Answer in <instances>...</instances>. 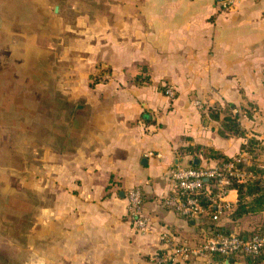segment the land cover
I'll use <instances>...</instances> for the list:
<instances>
[{"label":"crops","instance_id":"crops-1","mask_svg":"<svg viewBox=\"0 0 264 264\" xmlns=\"http://www.w3.org/2000/svg\"><path fill=\"white\" fill-rule=\"evenodd\" d=\"M51 2L52 89L70 109L51 112L66 124L45 126L50 137L36 139L33 189L25 191L33 205L18 214L28 222L10 264H151L174 246H199L203 220L162 205L174 189L168 173L193 160L214 167L184 150L233 159L250 138L264 140V0ZM228 106L244 138L202 124L203 112ZM132 188L141 191L144 233L129 220ZM236 199L234 191L226 197L231 206Z\"/></svg>","mask_w":264,"mask_h":264},{"label":"rangeland","instance_id":"rangeland-1","mask_svg":"<svg viewBox=\"0 0 264 264\" xmlns=\"http://www.w3.org/2000/svg\"><path fill=\"white\" fill-rule=\"evenodd\" d=\"M51 3L0 0V264L19 261L18 241L28 219L18 214L33 205V200L25 199V191L33 189L36 139L50 137L49 131L41 135L45 126L66 124L60 117L52 120L51 112L61 114L70 109L52 89L57 72L51 70L55 62L51 51V27L55 25ZM59 6V13H64L62 1ZM258 141L262 148L264 140ZM257 154L263 168L264 150ZM29 176L32 182L25 178ZM261 228L264 213L245 218L237 232Z\"/></svg>","mask_w":264,"mask_h":264},{"label":"built area","instance_id":"built-area-1","mask_svg":"<svg viewBox=\"0 0 264 264\" xmlns=\"http://www.w3.org/2000/svg\"><path fill=\"white\" fill-rule=\"evenodd\" d=\"M229 7V2L222 6L223 9ZM166 95L171 96L169 91L166 92ZM244 161L245 155L240 154L219 169L215 167L199 169L174 167L168 173L174 189L162 200V205L183 219L198 220L205 212L199 205V197L209 195L208 190L213 189L215 193L209 199V206L213 207L211 220L213 227L217 228L223 214L232 207L226 201V197L231 191L227 188L230 184L229 179H235L238 183H242L245 179V175L235 169L234 165ZM204 182H210L211 185L204 186ZM126 199L132 227L137 232H146L149 222L143 216L140 189L128 190ZM166 240L165 235L160 236L161 242H166ZM262 246L263 240L256 236L241 238L232 234L227 237L211 230L205 241L199 246L186 244L174 246L167 252L154 256L151 264H192L196 260H200V264H213L211 261L213 255L228 257L230 254L240 253L243 256H256L260 253Z\"/></svg>","mask_w":264,"mask_h":264},{"label":"trees","instance_id":"trees-1","mask_svg":"<svg viewBox=\"0 0 264 264\" xmlns=\"http://www.w3.org/2000/svg\"><path fill=\"white\" fill-rule=\"evenodd\" d=\"M97 80L92 81V86L97 84ZM227 111H220L219 108L208 109L206 113H202V124L206 125L209 122H215L220 124V130L218 135L224 139L227 138H244L245 131L240 124V117L231 110H234L232 106H228ZM222 117V118H221ZM247 118H250L248 114ZM261 142L255 138H250L240 148V154L245 155V161L239 164H235L234 168L239 170L245 175V179L242 183H238L235 179H229V190L236 193V203L230 210L226 211L221 221H227L231 226L242 223L245 218L260 215L264 213V166L261 168V163L257 162L259 154L257 152L263 151L264 146ZM185 153H191L200 156L203 159L215 162V168H221L223 165L231 162V159L226 158L220 153L211 149L202 147H193L190 150H184ZM239 154V156H240ZM238 157V156H237ZM248 157V161L246 160ZM190 168L199 169L202 168L199 165H190ZM210 168V167H209ZM204 186L211 185L210 182H204ZM209 195H203L199 197L200 206L205 210L204 214L199 218L203 220V227L205 234H209L211 230H215L216 233L223 236H231L236 233L241 238H250L256 236L263 240V246L260 253L256 256H243L240 253L230 254L228 257H222L219 255H213L211 261L214 264H224L225 261L240 264H264V228L254 230L253 232H244V234H238L231 227L226 226L224 223H218V227L214 228L212 223L213 207L209 206V199L215 193V190H208Z\"/></svg>","mask_w":264,"mask_h":264},{"label":"water","instance_id":"water-1","mask_svg":"<svg viewBox=\"0 0 264 264\" xmlns=\"http://www.w3.org/2000/svg\"><path fill=\"white\" fill-rule=\"evenodd\" d=\"M199 162L198 160H193L192 162H190L189 165H195V166H198ZM226 264H229V262H226Z\"/></svg>","mask_w":264,"mask_h":264}]
</instances>
